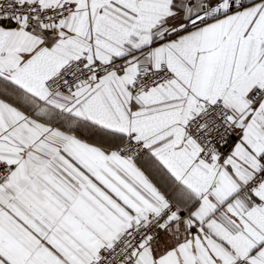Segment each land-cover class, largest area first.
I'll use <instances>...</instances> for the list:
<instances>
[{
    "label": "snow or ice",
    "instance_id": "6c2138e0",
    "mask_svg": "<svg viewBox=\"0 0 264 264\" xmlns=\"http://www.w3.org/2000/svg\"><path fill=\"white\" fill-rule=\"evenodd\" d=\"M0 264H264V0H0Z\"/></svg>",
    "mask_w": 264,
    "mask_h": 264
}]
</instances>
